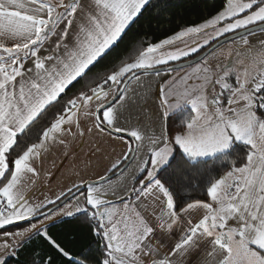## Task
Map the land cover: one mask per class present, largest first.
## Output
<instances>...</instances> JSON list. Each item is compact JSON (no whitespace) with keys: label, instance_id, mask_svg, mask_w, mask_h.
Masks as SVG:
<instances>
[{"label":"snow or ice","instance_id":"snow-or-ice-1","mask_svg":"<svg viewBox=\"0 0 264 264\" xmlns=\"http://www.w3.org/2000/svg\"><path fill=\"white\" fill-rule=\"evenodd\" d=\"M219 5L153 42L167 0H0V264H264V0Z\"/></svg>","mask_w":264,"mask_h":264},{"label":"trees","instance_id":"trees-1","mask_svg":"<svg viewBox=\"0 0 264 264\" xmlns=\"http://www.w3.org/2000/svg\"><path fill=\"white\" fill-rule=\"evenodd\" d=\"M168 10L157 15V12L151 8L143 13V16L133 26L132 33H139L136 39H149L158 42L160 39L178 31L180 27L190 25L193 21L199 22L207 14L214 13L219 8V0H167ZM215 5V7H213ZM75 91V89L73 90ZM35 139L33 134L29 142ZM66 231L71 228L72 231L80 234L75 247L85 243L91 236L87 232L86 225L74 222L71 226L60 225ZM28 259L27 251L21 253L20 260L24 262ZM10 264H16L15 258H12Z\"/></svg>","mask_w":264,"mask_h":264},{"label":"crops","instance_id":"crops-1","mask_svg":"<svg viewBox=\"0 0 264 264\" xmlns=\"http://www.w3.org/2000/svg\"><path fill=\"white\" fill-rule=\"evenodd\" d=\"M58 156H59V150H57V152L54 153L50 157V159L44 163L45 170L51 171L53 173L56 172V169L51 167V160H56L58 164L59 163V160L57 159ZM66 171H67V164L65 163L64 167L60 170L58 176L54 180H52L51 183H48L47 178H43L37 185V188L39 190L34 192L33 194L34 198H40L42 191L46 194H51L52 191H59L62 184L69 183L65 181L64 176L66 175Z\"/></svg>","mask_w":264,"mask_h":264},{"label":"rangeland","instance_id":"rangeland-1","mask_svg":"<svg viewBox=\"0 0 264 264\" xmlns=\"http://www.w3.org/2000/svg\"><path fill=\"white\" fill-rule=\"evenodd\" d=\"M94 146V142L91 138H89L85 143L83 148L75 154V156L73 158H70L66 164H67V171H66V175L65 177V181L70 182V180L73 178L71 172L69 171V169L72 167L73 164L77 165V167L82 165V162L85 159V154L89 152V150L91 148H93ZM96 157H93L92 160L95 161ZM101 165L107 163L106 160H104L103 158H101L100 160ZM43 187V186H42Z\"/></svg>","mask_w":264,"mask_h":264}]
</instances>
